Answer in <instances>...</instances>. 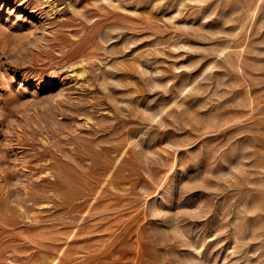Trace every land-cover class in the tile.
Listing matches in <instances>:
<instances>
[{"label": "rangeland", "instance_id": "374dc122", "mask_svg": "<svg viewBox=\"0 0 264 264\" xmlns=\"http://www.w3.org/2000/svg\"><path fill=\"white\" fill-rule=\"evenodd\" d=\"M0 264H264V0H0Z\"/></svg>", "mask_w": 264, "mask_h": 264}]
</instances>
